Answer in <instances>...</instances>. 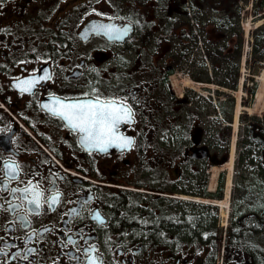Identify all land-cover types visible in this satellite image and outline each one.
Here are the masks:
<instances>
[{
    "label": "flooded vegetation",
    "instance_id": "1",
    "mask_svg": "<svg viewBox=\"0 0 264 264\" xmlns=\"http://www.w3.org/2000/svg\"><path fill=\"white\" fill-rule=\"evenodd\" d=\"M263 6L264 0H0V168L18 165L16 179L4 184L9 190L34 188L41 203L29 213L23 202L18 211L28 223L22 227L8 202L21 204L24 194L0 192V264H89V257L95 264H264V144L254 142L256 157L245 159L256 172L234 176L229 186L231 139L221 168L228 177L219 174L210 189L207 167L226 153V145L216 141L205 119L209 107L169 80L176 68H185L178 52L189 50L195 33L205 39L233 35V21L249 7L264 17ZM97 25L119 31H95ZM45 73L48 78L31 91L17 87ZM89 100L130 109V121L116 129L132 141L130 147L90 148L83 133L50 110L56 101ZM251 124L254 135L264 136L263 122ZM100 182L148 189L153 193L140 196L149 200L159 199L165 187L208 202L190 203L186 221L177 215L122 221L113 203L118 189ZM227 190L223 213L218 205ZM57 194L59 202L50 206ZM28 249V259H21Z\"/></svg>",
    "mask_w": 264,
    "mask_h": 264
},
{
    "label": "snow or ice",
    "instance_id": "2",
    "mask_svg": "<svg viewBox=\"0 0 264 264\" xmlns=\"http://www.w3.org/2000/svg\"><path fill=\"white\" fill-rule=\"evenodd\" d=\"M95 31L104 32H118L111 25H97L94 26ZM47 73L43 76H34L31 79H25L20 81L17 87H20L22 91L29 92L31 89L42 80L47 79ZM56 107L50 108V110L63 119L67 120L69 125L74 129L79 130L83 133L82 142H84L88 147L99 149L100 151L106 152L109 147L116 146L120 149H126L131 146L132 141L127 138L117 134V127L122 121H130L131 111L123 104H117L115 101L100 102L97 100L93 102L91 100L76 103H61L60 101L55 102ZM45 108H49V105H44ZM18 170V165L4 164L3 168H0V172H3V176H0V192H8L9 196L15 198V193L21 191L24 195L21 197V204H15L12 201L8 202V207L13 211L17 212L16 220L20 222L21 226H27V215L20 214L19 209L22 207L24 201L30 206L28 212L31 213L34 209H39L40 194L35 191L34 188H24V189H8L4 184V180L16 179V173ZM31 184V182H29ZM29 192L32 193L31 199H29ZM0 199H5V197L0 196ZM59 202V194L54 195L50 198V206L55 205ZM2 207V205H0ZM75 212L76 210H71ZM95 218L98 222L103 224V220L99 213L95 214ZM2 239V238H0ZM3 249H0L2 252ZM31 249L20 258L23 260L28 259V254L31 253ZM75 259V257H72ZM89 264H95V260L89 257Z\"/></svg>",
    "mask_w": 264,
    "mask_h": 264
},
{
    "label": "rangeland",
    "instance_id": "3",
    "mask_svg": "<svg viewBox=\"0 0 264 264\" xmlns=\"http://www.w3.org/2000/svg\"><path fill=\"white\" fill-rule=\"evenodd\" d=\"M252 9H253V7H251V8L249 7V9L247 10V13L244 15V17H242V24H241V25H243L245 27V30L248 29V33L246 34L247 36H244L243 38H244V41L245 42L248 41L249 44H250V37H253V35L255 33H258V28L260 26H262L263 25V22H264V18L262 20L261 19H258V21L260 20L259 22H255L256 21V18H253L255 16V12H253ZM250 17H251V19H250ZM252 33H254V34L252 35ZM245 47L246 46H245V43H244V48H243L242 52H244V50H246V51L248 50V48L247 47L245 48ZM246 56H248V54ZM241 65L243 67L240 70V75L242 76V78L244 77V80H246V85L244 86V90L241 89V90H237V91L239 92L240 97L244 98L246 100V102H248V100H249V94H246L245 91H246V88H250V81H251V79H250L251 77L250 76H252V73L253 72H255V73L258 74L262 70L264 71V59H262V58L259 59L258 57L251 58V57L248 56L247 59H246V61L244 62V64L242 63ZM262 72L260 73L259 76L257 75L258 76V78H257L258 80L260 79V76H261ZM235 73L238 76V71L237 70H235ZM222 76H223V78H225L224 75H222ZM172 79H173L174 84L176 83V87H177V90H178L179 93H181L182 89L185 88L186 84H188L186 82H189V84L187 86L191 85V86L197 87L196 84H193L192 83V79H190L187 76L186 70H176L174 72L173 76H172ZM253 80H255V79L253 78ZM226 81L230 82L229 76L227 77ZM183 83H184V86H183ZM209 88L210 89H207L206 91H204L203 89L197 87V91H193L194 92L193 102H196L198 104H204L203 101H206L207 102L206 97H208L209 100H212L211 102H214L215 101V104L219 105L220 102H225L226 100L228 101V99L231 96L232 100L234 101V106H235V103H236V100H237L236 94L238 93L236 91V89H235V91L234 90H228L226 87H223V89H222V87L220 85H216V84H212V86L209 87ZM258 88H259V85H258ZM200 91L203 92V94L206 97H203L202 95H200V93H199ZM261 93H262V97H261ZM257 94H258V97L260 99L256 100V98L254 99V97L251 99V101H250L251 108H250V110L248 109L249 110L248 111L249 113L247 111H242L244 113L241 112V114L239 113L238 114V117H237L238 119H236V126H233L234 128L232 126L224 125V124H226V120L223 117H221V116H216L215 117V120L216 121H215L214 127L212 126V122H210L211 123L210 130H212V131L213 130H216V132H215V135H216L215 139L218 142H220V138L223 139L224 141H226V143H227V149H228V146H229L231 137H234L235 136V138L237 140V144L235 145L234 155H233L234 156V159H233L234 165H233V171H232L233 174H232V177L235 174L234 176H237V177H240L241 178V177H243L244 174L248 175V173H254V172H256L255 164H252L251 166L248 167L247 166V163H246V160H244L242 162H239V159L238 158H239V154H241L240 147L242 145H244V143H245V142H239V140H240V138H242V136H244V137L246 136L245 135V131L243 130L244 129V124L247 121L245 119L247 117H249V116H254L256 118H260L259 114L262 117V115L264 113V82H262V85L260 87V90L258 91ZM209 107L212 108L213 107V104H210ZM241 107H243V104H241V106L240 105L237 106V108H240V111H241ZM224 110L227 111L225 109V107H224ZM251 110L253 112H251ZM229 115H230V118H231V119L230 118L229 119L231 121H233V119L235 118L234 117L235 111L233 112V114H229ZM205 118L206 119H210V120L212 119L211 117H207V116ZM237 122H238V124H237ZM227 126L229 127L228 130H227ZM221 133H223L222 136H221ZM154 151L155 150L152 149V152H154ZM219 151L220 150H218V152ZM250 156H252L251 153H249L248 158ZM221 160H222V157L221 156H218L216 162L213 163L214 165L207 167V169L209 170L208 173H207V175L209 176V179H210L211 174H212V178H211L212 179V181H211L212 184L215 181V177L217 176L216 175L217 173H214V169L217 170L218 175L221 172H224V174H227V170H225V169L224 170L223 169L221 170V168L224 167V164L225 163H221L220 165L218 164L219 162H221ZM237 162H239V163H237ZM205 172H207V171H205ZM228 179H229V177H228ZM231 183H232V181H231ZM180 184H182L183 186L186 185L185 182H181ZM227 200H228V195L226 194V198H225L224 202L222 203L223 205L220 206L224 210L223 213H225V210L227 209L225 207L226 204H227V202H228Z\"/></svg>",
    "mask_w": 264,
    "mask_h": 264
},
{
    "label": "trees",
    "instance_id": "4",
    "mask_svg": "<svg viewBox=\"0 0 264 264\" xmlns=\"http://www.w3.org/2000/svg\"><path fill=\"white\" fill-rule=\"evenodd\" d=\"M255 33V32H254ZM253 41H252V50H251V58H255L258 57L259 59L262 58L264 59V25H262L260 28H258V33H255L253 35ZM236 65L234 67H230L229 71L227 73V75L230 77V79H232V83H226L227 85H233L234 80L236 78ZM162 201L161 204L159 205V213H160V218H157L158 216L155 215L154 210H147L148 214L146 218H142L139 217V220L141 221H155L157 219H168V220H173L175 218H173L174 216L171 215V213H175L177 214L176 219H178L179 221H186L187 216L186 213L182 214V212L186 209H184V206H181L179 204H176V202H172L173 200H166ZM113 203L115 204V206L118 207L120 214L119 219L123 221V219H130V221L135 219H132V215L135 213H142V211H138L137 207H132L129 206L126 203V198L123 195V193L121 194H115L113 197ZM153 206H156L157 208V204L158 202H153L152 203ZM141 209V208H139ZM134 216V215H133ZM140 216V214H139ZM173 218V219H172Z\"/></svg>",
    "mask_w": 264,
    "mask_h": 264
},
{
    "label": "bare ground",
    "instance_id": "5",
    "mask_svg": "<svg viewBox=\"0 0 264 264\" xmlns=\"http://www.w3.org/2000/svg\"><path fill=\"white\" fill-rule=\"evenodd\" d=\"M259 21H260V20H259ZM259 21H256V22H259ZM256 25H257V24H256ZM259 80H262V82H264V71L262 72V74H261ZM237 115H238V113L235 115V121H236ZM235 121H234V123H233L234 126H236V122H235ZM232 153H233V151H232ZM232 153H231V156H232ZM232 158H233V157L230 158V161H231V162H232ZM184 197H186V196H181V198H183V199H188V197H187V198H184Z\"/></svg>",
    "mask_w": 264,
    "mask_h": 264
},
{
    "label": "water",
    "instance_id": "6",
    "mask_svg": "<svg viewBox=\"0 0 264 264\" xmlns=\"http://www.w3.org/2000/svg\"><path fill=\"white\" fill-rule=\"evenodd\" d=\"M255 139H257V138H255ZM257 140H261L262 142H264V139H262V138H261V139H260V138H258Z\"/></svg>",
    "mask_w": 264,
    "mask_h": 264
}]
</instances>
